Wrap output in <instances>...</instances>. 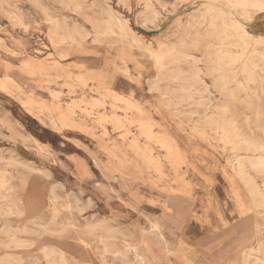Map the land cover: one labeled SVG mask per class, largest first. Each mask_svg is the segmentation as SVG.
Masks as SVG:
<instances>
[{"label":"rangeland","instance_id":"obj_1","mask_svg":"<svg viewBox=\"0 0 264 264\" xmlns=\"http://www.w3.org/2000/svg\"><path fill=\"white\" fill-rule=\"evenodd\" d=\"M85 1L0 0V261L48 264L44 250H53L58 263L101 264V232L83 230L102 223L122 231L107 243L114 251L128 249L125 260L133 264L134 248L149 264H226L239 258L241 247H253L252 260L264 264L248 193L226 156L205 154L198 121L210 98L212 106L229 107L234 125L247 131V124L264 125V6ZM49 19L60 22L58 45ZM212 19L232 26L216 25L212 32ZM74 29L88 36L69 44ZM166 46H176L184 59L168 64L157 50ZM192 60L203 71L199 80H187ZM212 66L219 71L205 72ZM173 71L182 73L175 82ZM221 164L227 172L215 171ZM205 167L212 169L208 183ZM224 185L240 193L241 211L231 197L224 200ZM222 205L233 211L223 215L225 224L216 214ZM258 224L264 229L263 219ZM11 241L22 246L6 248ZM115 258L107 255V264H122Z\"/></svg>","mask_w":264,"mask_h":264},{"label":"bare ground","instance_id":"obj_2","mask_svg":"<svg viewBox=\"0 0 264 264\" xmlns=\"http://www.w3.org/2000/svg\"><path fill=\"white\" fill-rule=\"evenodd\" d=\"M37 1V0H36ZM60 2L62 0H59ZM85 1V0H84ZM88 1V0H87ZM145 1V0H143ZM155 1V0H154ZM160 1V0H159ZM210 1V0H208ZM228 0H226L227 2ZM246 1V4L250 5V6H254L255 8L257 9H263L261 2L259 0H245ZM35 2V1H34ZM67 2V1H66ZM70 2V1H69ZM77 2V0H76ZM75 2V3H76ZM86 2V1H85ZM95 2V1H94ZM93 2V3H94ZM214 2V1H213ZM71 3L74 4V2L71 1ZM92 3V4H93ZM97 3V2H96ZM105 3V2H104ZM137 3V1H136ZM157 3V1H156ZM160 3V2H159ZM225 3V2H224ZM65 4V3H64ZM68 4V3H67ZM87 4V3H85ZM84 4V5H85ZM147 4H148V1H147ZM146 4V5H147ZM176 4V3H175ZM226 4V3H225ZM225 4L223 5V7L225 8ZM239 5V3H237ZM66 5V4H65ZM70 6V4H68ZM72 5V4H71ZM75 5V4H74ZM102 5V4H101ZM105 5V4H104ZM103 5V6H104ZM150 8H151V4H149ZM159 5V4H158ZM219 5V4H218ZM237 5V6H238ZM248 5V6H249ZM62 6V5H61ZM64 6V5H63ZM81 6V5H80ZM94 7H97L95 5H93ZM154 6V5H153ZM152 6V7H153ZM161 6V5H160ZM167 6V5H165ZM170 6V5H169ZM221 6V5H220ZM41 7V6H40ZM73 8V6H70ZM76 7V5L74 6ZM77 7H79V4L77 3ZM91 7V6H90ZM90 7L88 9H90ZM119 7V6H118ZM148 7V5H147ZM174 7V6H173ZM202 7V6H201ZM241 7V6H239ZM42 8V7H41ZM92 8V7H91ZM104 8V7H103ZM165 8V7H164ZM171 8V7H170ZM221 8V7H220ZM235 8V7H234ZM1 9V8H0ZM67 9V8H65ZM87 9V8H85ZM83 9V10H85ZM87 9V10H88ZM97 9V8H96ZM152 9V8H151ZM213 9V7L211 8V10ZM219 9V8H217ZM228 9V8H227ZM232 9V8H231ZM236 9V8H235ZM91 10V9H90ZM128 10V9H127ZM145 10V9H144ZM204 10H205V7H204ZM203 10V11H204ZM237 10V9H236ZM81 11V10H79ZM101 11V9H100ZM109 11V10H108ZM155 11V10H154ZM157 11V10H156ZM201 11V12H203ZM220 11V10H219ZM218 11V12H219ZM229 11V10H228ZM253 11V10H252ZM82 12V11H81ZM90 12V11H89ZM99 12V11H98ZM103 13V11H101ZM101 12L99 13L101 15ZM105 12V11H104ZM129 12V11H128ZM147 12V11H146ZM144 11V13H146ZM148 12H153V11H149L148 9ZM214 12V11H213ZM234 12V11H233ZM236 12V11H235ZM242 12V13H241ZM241 14H245L243 13V11L241 10ZM92 13H95V12H92ZM111 13V12H110ZM192 13V12H191ZM206 13V11L204 12ZM83 14V13H82ZM85 14V12H84ZM108 14V13H106ZM143 14V13H142ZM200 14V13H199ZM202 14V13H201ZM201 14H200V17H197L198 19L201 18ZM75 15V14H74ZM105 15V13H104ZM147 15H149V13H147ZM147 15L145 17V15L143 17L146 18L147 20ZM158 15V14H157ZM189 15V14H188ZM214 15V14H213ZM82 16V15H81ZM88 16V15H87ZM87 16H86V19H87ZM93 16V15H92ZM97 16V12H96V15ZM151 16V15H150ZM161 15H159L160 17ZM199 16V15H198ZM9 17V15H8ZM47 17V16H46ZM100 17V16H99ZM106 17V16H105ZM137 17V16H136ZM158 17V16H157ZM158 17V18H159ZM189 17V16H188ZM209 17V16H208ZM213 17V16H212ZM216 17V15H215ZM241 17V16H240ZM89 19H92V17H88ZM94 18V17H93ZM150 17L148 16V19ZM195 18V16H194ZM211 18V17H210ZM217 18V17H216ZM224 18V17H223ZM234 18V17H233ZM97 19H99L97 17ZM108 19V18H107ZM144 19V18H143ZM156 19V18H155ZM192 19V18H191ZM230 19V18H229ZM94 20V19H93ZM154 20V19H152ZM193 20V19H192ZM227 20V19H226ZM262 20V19H261ZM92 21V20H91ZM90 21V23H91ZM98 21V20H97ZM190 21V20H189ZM198 21V20H197ZM201 21V20H200ZM209 21V20H208ZM222 21V20H220ZM219 20L217 19H212L210 21V23H208L209 25V30L214 32L215 30V26L216 25H220V24H223V23H226L228 26V24L230 26H232L231 22H229V20L227 22H220ZM49 22V26H50V34H51V40H52V43L53 44H60L63 40L61 39V36L58 35V32L57 30L60 28V22L57 21V20H52V19H49L48 20ZM99 22L101 21H98V24ZM110 22V20H109ZM112 22L115 24V26H117L118 28L120 29H125L126 27V24L121 21L119 18H115V19H112ZM111 22V23H112ZM88 23V22H87ZM89 23V24H90ZM105 23V22H104ZM153 23V21H152ZM194 23V22H192ZM199 23V22H198ZM93 24V22H92ZM149 24V23H148ZM191 24V23H190ZM196 23L193 24V27L195 26ZM201 24V23H200ZM91 25V24H90ZM237 25H238V22H237ZM74 26V25H73ZM96 24L93 25V28H95ZM114 26V27H115ZM153 26V25H151ZM185 26V25H184ZM197 26V25H196ZM195 26V27H196ZM98 27V25H97ZM100 27V26H99ZM104 27V26H103ZM144 27V25H143ZM147 27V26H146ZM198 27V26H197ZM148 28V27H147ZM186 28V27H185ZM201 28V27H199ZM227 28V27H226ZM102 29V27H101ZM207 29V31H208ZM83 30V29H82ZM96 30V29H95ZM200 30V29H199ZM97 31V30H96ZM105 31V29L103 30ZM117 31V30H116ZM204 31V30H203ZM234 31V30H233ZM106 32V31H105ZM108 32V31H107ZM193 32V31H192ZM216 32V31H215ZM235 33V31H234ZM217 34V33H216ZM206 35V34H205ZM248 35V34H247ZM88 35L83 32V31H80V30H77V29H74L72 30L69 34H68V42L69 44H73V43H77V42H80L81 40H83L84 38H86ZM129 36V35H128ZM131 36V35H130ZM137 36V35H136ZM216 35H214V38H215ZM243 38V37H242ZM93 39V38H92ZM197 39V38H196ZM94 40V39H93ZM101 40V39H100ZM132 40V39H131ZM192 40V39H191ZM215 41V40H214ZM140 42V41H139ZM261 42V41H260ZM258 42V44L260 43ZM142 43V42H141ZM145 43V42H144ZM264 43V42H263ZM115 44V43H114ZM163 44V43H162ZM112 45V44H111ZM244 45V44H243ZM242 45V46H243ZM152 46V45H151ZM160 46L161 43H160ZM218 46V45H217ZM167 47V48H166ZM161 47L160 49H157L160 51V54L162 57H166L167 58V63L170 64H174L176 62H180L183 58V55L179 53V51H177V48L176 46H172V47ZM178 47V46H177ZM208 47L210 48L211 45H208ZM207 47V48H208ZM219 47V46H218ZM183 48V47H182ZM213 48L215 49V47L213 46ZM212 48V49H213ZM245 48V47H244ZM243 48V49H244ZM70 49V48H69ZM140 49V48H139ZM188 49V48H187ZM220 48H218L217 50H213L214 51V54L216 55V59H223V53L221 51H218ZM75 50V49H74ZM143 51V50H142ZM207 51V50H206ZM231 51V50H230ZM212 52V51H210ZM205 53V52H204ZM151 54V53H150ZM148 55V54H147ZM214 55V56H215ZM227 55V54H226ZM65 56H68V52L66 53ZM150 56V55H149ZM148 56V57H149ZM204 56V54H203ZM213 56V58H214ZM151 57V56H150ZM186 57H189V55ZM201 57V56H200ZM211 57V56H210ZM210 57L206 56L207 59H210ZM230 57V56H229ZM261 57V56H260ZM153 58V57H151ZM202 58V57H201ZM204 58V57H203ZM154 59V58H153ZM225 59V58H224ZM256 59V58H255ZM164 60V59H163ZM198 60V59H197ZM201 60V59H200ZM212 60V59H211ZM214 60V59H213ZM254 60V59H253ZM199 61V60H198ZM259 61V60H258ZM208 63L210 62L207 61ZM189 63V75H188V78L187 80H190V81H194V80H199L200 79V74H203V71L202 69H198L196 64V61L192 60L191 62H188ZM191 63V64H190ZM205 63V62H204ZM217 63V62H216ZM224 64V63H223ZM262 64V62H261ZM156 65V64H155ZM176 65V64H175ZM185 65V64H184ZM198 65V64H197ZM218 66V64H217ZM216 66V67H217ZM227 66V65H226ZM215 66H212V67H207L206 70L208 69L210 72L212 73H216L219 71L218 68H216ZM230 68V67H229ZM233 68V67H232ZM223 69V68H222ZM205 72H208V70ZM258 72V71H257ZM165 73V72H164ZM180 73L179 71H173L172 72V75L169 77L170 80L172 81H177L179 80L181 77H180ZM185 74V73H183ZM208 74V73H207ZM187 75V74H186ZM210 75V74H209ZM225 75V74H224ZM229 75V74H228ZM205 76V75H204ZM212 78V77H211ZM247 78V77H246ZM213 79V78H212ZM224 79V76H220L218 78L219 81L223 80ZM186 80V79H185ZM214 80V79H213ZM226 80H228L226 78ZM250 80V79H249ZM201 81V80H200ZM199 81V82H200ZM216 81V79H215ZM224 81V80H223ZM222 81V82H223ZM234 81V80H233ZM203 81L200 83L202 84ZM199 84V85H200ZM238 84V83H237ZM153 85V84H152ZM193 85V84H191ZM204 85V84H202ZM206 85V84H205ZM236 85V84H235ZM106 86V85H105ZM157 86V85H156ZM195 86V84H194ZM202 87V86H201ZM207 87V86H206ZM205 87V88H206ZM218 87V86H216ZM224 87V86H223ZM192 89L191 86H187V87H180V91H189V89ZM196 88V87H194ZM208 88H209V85L207 87V91H208ZM252 89V88H251ZM254 89V88H253ZM172 90V89H171ZM174 90V89H173ZM203 91V90H202ZM206 91V90H205ZM204 91V92H205ZM206 91V92H207ZM231 91V90H230ZM229 91V92H230ZM172 92V91H171ZM178 92V90H177ZM198 92V91H196ZM224 92V91H223ZM173 95L175 94V90L174 92H172ZM209 93V92H208ZM205 94V93H204ZM192 95V94H191ZM190 95V97H191ZM209 95V94H207ZM219 95V94H218ZM196 96V95H195ZM202 96V95H200ZM226 96V95H225ZM224 96V97H225ZM180 97V96H179ZM183 97V96H182ZM197 97V96H196ZM209 97V96H208ZM228 97V96H227ZM201 98V97H200ZM202 100V99H201ZM179 101V100H178ZM180 101H181V97H180ZM205 101V100H204ZM35 102V101H34ZM182 102V101H181ZM176 103V102H175ZM179 103V102H178ZM199 103H203L202 101ZM198 103V105H199ZM210 98L208 100L205 101V104L203 105V110H202V113H200V117H199V123L201 124V128H202V134H203V143H204V147H205V154L207 156H211V153L210 151H215V152H219L221 154V157H227L226 160H228L229 162H231L232 164L230 165L231 168H229L231 171L230 173L236 177L238 179V181L240 183H242V185L244 186L246 192L248 193V196L250 198V204H251V207H252V210H253V215L255 218H257V220H259L260 222V218L264 220V125H252L250 127V125L247 124V128H249L250 131H247L245 130L244 127H242L241 125H234L233 123L236 122V118L235 116H227L226 114L230 113V109L229 107H224V108H220L218 107L217 105L215 106H212L210 104ZM42 105V104H41ZM46 105V104H44ZM49 105V104H48ZM52 106V105H51ZM43 107V106H42ZM48 108V106H47ZM60 109V108H59ZM52 113V112H51ZM66 116V115H65ZM226 117H232L231 119H229V121L231 122H228L229 125H227V122H226V125L225 124H222V121H225L224 119H226ZM57 118V117H56ZM3 119V118H2ZM66 119V117H65ZM48 120V119H47ZM68 123V122H67ZM221 124V125H220ZM75 127V126H74ZM9 128V127H8ZM198 135V134H197ZM24 147V146H23ZM110 150V149H109ZM179 153V152H178ZM218 153V154H219ZM115 154V153H114ZM198 154V153H197ZM117 155V154H116ZM224 159V158H223ZM114 161V160H113ZM97 162V161H95ZM100 163V162H99ZM122 164V163H121ZM102 166V165H101ZM7 167V166H6ZM218 167V166H216ZM223 171V173L227 172V168L226 166H224V164H221L220 165V169L219 168H215V171ZM204 171L208 174L204 175L205 177V180L207 181V183L210 181L209 180V174L212 173V169L210 168H206L204 169ZM219 173V172H218ZM195 176V175H194ZM232 178V177H231ZM2 179V178H1ZM146 180V179H145ZM2 181V180H1ZM147 181V180H146ZM176 181V180H175ZM200 182V180H199ZM202 182V181H201ZM4 183V182H2ZM175 183V182H174ZM177 183V182H176ZM234 183V182H233ZM178 184V183H177ZM210 184V183H209ZM225 184V183H224ZM238 184V183H237ZM1 185V183H0ZM170 185V184H169ZM233 185V184H232ZM157 186V185H155ZM174 186V184H173ZM227 189H223V193H222V196L224 197V200L228 202V199H231L233 200V202L235 203L236 206H238L239 210L241 211L243 205H242V201H241V197L239 196L238 192L232 188L231 186H226L224 185ZM176 187V186H175ZM186 187V186H185ZM187 188V187H186ZM209 188V187H208ZM156 189V188H155ZM160 189V188H159ZM188 189V188H187ZM186 189V191H188ZM206 189V188H205ZM158 190V188H157ZM163 191V190H162ZM192 192V191H191ZM207 192V191H206ZM192 195V194H191ZM211 196V195H209ZM231 197V198H229ZM233 206V205H232ZM248 207V206H246ZM5 212V211H4ZM6 213H11L10 210H7ZM216 214L218 215V217L222 220H223V215L225 214H228L229 216H232L233 215V211H232V208L231 210L224 207V205H222L220 208L216 209ZM12 215V214H11ZM218 218V219H219ZM258 222V223H259ZM225 224V221L223 222ZM258 223H255L256 225V229H255V239H256V243L258 245V249H264V229L261 228V226H259ZM176 226V225H175ZM73 227V226H72ZM171 227V226H170ZM172 228V227H171ZM99 229V230H97ZM157 229V233H159L160 235V228H156ZM173 229V228H172ZM179 229V228H177ZM97 231H100L101 234L99 235V237L97 238L98 239V242L102 245L101 249H100V258H101V264H107V261H106V256L107 255H110L112 256V260H115L116 258L115 257H119V258H122L121 262L122 264H133L131 263L130 261H126L125 258L128 256V253H130V251L128 249H125L123 250V252H119V251H114V247H112L111 245H109L107 243L108 241V238L109 236H113V235H117V234H121L122 231H116V230H112L110 229V227H105L102 223H96V224H86L85 227H84V230L83 232L86 233V234H93L95 235L97 233ZM124 233V232H123ZM125 234V233H124ZM97 236V235H95ZM160 239H162V236H159ZM179 240V239H178ZM176 240V241H178ZM17 242L15 241H11L8 243V245H6L5 247L7 248L9 246V244H12V245H15ZM92 244V243H91ZM18 246H22V243H17V245H15V247H18ZM28 246V245H27ZM126 246V245H125ZM187 246V245H186ZM84 247V246H83ZM241 251L240 253L238 254L239 255V258L237 260L235 259H230L229 261H227L226 264H262V263H259V259L256 258V260H252V257L254 256L256 250L253 248V247H247V248H244V247H241ZM167 250V249H166ZM137 248H134V256L136 258V264H149V262L147 261H150V260H147L141 256L138 255L137 253ZM168 252H170L169 250H167ZM180 251V249H179ZM45 254V259H46V262L48 264H62V263H58V262H55L54 261V258H55V252L53 250H44ZM183 254V252H181ZM261 253V252H260ZM185 254V252H184ZM262 256H264V254H261ZM239 261V262H238ZM0 264H23L21 262H11L9 259H5V260H2L0 261Z\"/></svg>","mask_w":264,"mask_h":264}]
</instances>
